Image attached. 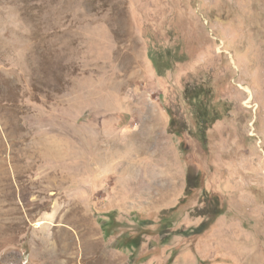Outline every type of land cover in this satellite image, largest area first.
I'll return each mask as SVG.
<instances>
[{
    "label": "rangeland",
    "instance_id": "obj_1",
    "mask_svg": "<svg viewBox=\"0 0 264 264\" xmlns=\"http://www.w3.org/2000/svg\"><path fill=\"white\" fill-rule=\"evenodd\" d=\"M0 264H264V0H0Z\"/></svg>",
    "mask_w": 264,
    "mask_h": 264
},
{
    "label": "trees",
    "instance_id": "obj_2",
    "mask_svg": "<svg viewBox=\"0 0 264 264\" xmlns=\"http://www.w3.org/2000/svg\"><path fill=\"white\" fill-rule=\"evenodd\" d=\"M199 175H196L195 177L193 175H191V172H189L188 176H187V192L189 195L190 194V191L192 189H195V188H198L199 187V184H198V179H199Z\"/></svg>",
    "mask_w": 264,
    "mask_h": 264
},
{
    "label": "bare ground",
    "instance_id": "obj_3",
    "mask_svg": "<svg viewBox=\"0 0 264 264\" xmlns=\"http://www.w3.org/2000/svg\"><path fill=\"white\" fill-rule=\"evenodd\" d=\"M57 262V261H56Z\"/></svg>",
    "mask_w": 264,
    "mask_h": 264
}]
</instances>
